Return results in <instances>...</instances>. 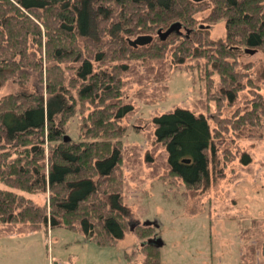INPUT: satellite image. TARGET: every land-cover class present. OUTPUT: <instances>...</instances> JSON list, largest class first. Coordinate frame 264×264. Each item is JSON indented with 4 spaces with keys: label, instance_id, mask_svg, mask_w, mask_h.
I'll use <instances>...</instances> for the list:
<instances>
[{
    "label": "trees",
    "instance_id": "obj_1",
    "mask_svg": "<svg viewBox=\"0 0 264 264\" xmlns=\"http://www.w3.org/2000/svg\"><path fill=\"white\" fill-rule=\"evenodd\" d=\"M220 19L224 34L213 37L209 27ZM173 21L185 31L160 38L157 29ZM144 33L149 42L129 43ZM246 48L264 51V0H0V86L15 84L0 96V231L26 224L80 229L99 244L122 237L130 212L120 170L121 120L133 107L123 89L129 60L168 53L176 65L189 70L185 60H195L202 71L217 105L214 129L204 113L177 106L153 116V134L169 175L187 188L206 187L213 134L228 126L264 130V65L255 73L241 63ZM245 87L246 109L220 116ZM46 190L47 203L29 195ZM135 226L140 238L155 232L154 224ZM140 251L143 264H160L159 245L145 242ZM253 252L241 251L240 264L253 263Z\"/></svg>",
    "mask_w": 264,
    "mask_h": 264
},
{
    "label": "rangeland",
    "instance_id": "obj_2",
    "mask_svg": "<svg viewBox=\"0 0 264 264\" xmlns=\"http://www.w3.org/2000/svg\"><path fill=\"white\" fill-rule=\"evenodd\" d=\"M209 28L213 37L224 34L222 19ZM169 59L167 53L163 60H129L124 75V100L133 107L121 120L125 126L122 194L130 208L122 237L99 244L80 229L17 224L0 231V264H143L140 246L147 237H138L134 229L146 220L157 223L148 238L160 239V264H240L241 251L251 247V264H264V130L228 126L220 135L213 134L216 154L204 188H187L180 178L170 176L164 144L153 134V116L187 107L207 115L214 129L217 105L205 91L204 75L195 60H185L188 70ZM238 59L251 63L256 73L264 65V51H244ZM14 87L7 81L0 86V96ZM250 95L245 87L224 105L220 116L243 112ZM78 120L79 115L70 119L73 139L78 137ZM244 155L250 157L246 163L241 159ZM29 195L38 203L48 202L47 190Z\"/></svg>",
    "mask_w": 264,
    "mask_h": 264
},
{
    "label": "water",
    "instance_id": "obj_3",
    "mask_svg": "<svg viewBox=\"0 0 264 264\" xmlns=\"http://www.w3.org/2000/svg\"><path fill=\"white\" fill-rule=\"evenodd\" d=\"M181 27H182V24H181L180 21H173L164 29L158 28L157 29V34L160 36V38L164 39L171 32H181V30H182ZM151 39H152V35L151 34H145L144 33V34H138V35H136L133 38H129L128 41H129L130 44L135 46V45H138V44L147 43ZM245 50L248 51V52L254 51L253 48H246ZM143 223H145V224H155L156 222L155 221H151V220H146ZM156 225H157V223H156ZM145 242L152 243V244H155V245H160V243H161L160 239L159 238H155V237L148 238L146 241H143L142 243H145Z\"/></svg>",
    "mask_w": 264,
    "mask_h": 264
}]
</instances>
